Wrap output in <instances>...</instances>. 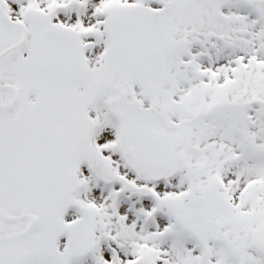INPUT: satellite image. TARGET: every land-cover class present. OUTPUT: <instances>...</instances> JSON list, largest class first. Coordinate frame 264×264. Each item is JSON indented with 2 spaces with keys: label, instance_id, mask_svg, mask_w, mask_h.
<instances>
[{
  "label": "snow or ice",
  "instance_id": "snow-or-ice-1",
  "mask_svg": "<svg viewBox=\"0 0 264 264\" xmlns=\"http://www.w3.org/2000/svg\"><path fill=\"white\" fill-rule=\"evenodd\" d=\"M0 264H264V0H0Z\"/></svg>",
  "mask_w": 264,
  "mask_h": 264
}]
</instances>
